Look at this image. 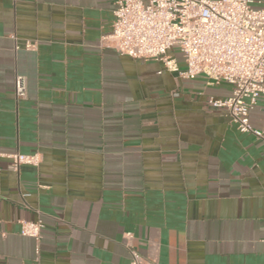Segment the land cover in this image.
Returning a JSON list of instances; mask_svg holds the SVG:
<instances>
[{"label":"crops","instance_id":"1","mask_svg":"<svg viewBox=\"0 0 264 264\" xmlns=\"http://www.w3.org/2000/svg\"><path fill=\"white\" fill-rule=\"evenodd\" d=\"M114 1L0 0V264H264L263 145L208 104L231 85L118 53Z\"/></svg>","mask_w":264,"mask_h":264},{"label":"built area","instance_id":"2","mask_svg":"<svg viewBox=\"0 0 264 264\" xmlns=\"http://www.w3.org/2000/svg\"><path fill=\"white\" fill-rule=\"evenodd\" d=\"M114 5L111 32L102 39L110 40L122 55L158 60L182 78L202 76L208 83L231 85L227 96H210L208 104L223 109L240 132L262 143L264 151V129L249 121L250 110L264 98V0H115ZM175 46L183 55V68L168 54ZM33 47L24 42L25 49ZM26 89V78L17 74L15 98H25ZM2 156L10 158L15 170L40 162L38 153ZM20 225V234L38 243L42 221L21 220ZM131 254L129 264H139L138 254Z\"/></svg>","mask_w":264,"mask_h":264}]
</instances>
